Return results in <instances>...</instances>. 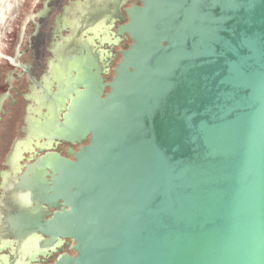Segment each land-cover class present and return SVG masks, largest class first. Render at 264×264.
Segmentation results:
<instances>
[{"label": "water", "instance_id": "water-1", "mask_svg": "<svg viewBox=\"0 0 264 264\" xmlns=\"http://www.w3.org/2000/svg\"><path fill=\"white\" fill-rule=\"evenodd\" d=\"M140 1L119 27L132 43L113 78L83 52L50 100L49 131L90 142L22 177L27 209L8 219L17 246L69 239L75 253L54 264H264V0ZM45 2L14 32L1 90L15 54L63 19L34 17ZM10 127L0 122L3 145Z\"/></svg>", "mask_w": 264, "mask_h": 264}, {"label": "flooded vegetation", "instance_id": "flooded-vegetation-1", "mask_svg": "<svg viewBox=\"0 0 264 264\" xmlns=\"http://www.w3.org/2000/svg\"><path fill=\"white\" fill-rule=\"evenodd\" d=\"M50 1L46 0L42 11L35 13L34 17L54 15L53 19L62 18L63 15L59 26H53L50 32L44 29L39 31L41 34L37 44L18 51L15 54L18 65L12 64V82L7 84L6 90H1L3 81L0 83V122L5 121L10 128H16L9 144L7 139L4 145L0 141L5 148V156L0 160L1 264L2 258L7 264H54L61 254L75 253L69 239H61L53 247L39 248V236L30 239L26 247L19 248L8 219L22 208L27 209L29 199L27 201L25 198L30 191L21 186L22 177L31 175V169L40 157L47 152H56L74 159L69 150L78 151L90 142L88 137L81 143H71L58 138L48 128L50 100L57 99L59 103L64 92V89L60 92V88L65 85L68 74L77 73L71 68L72 59L80 57L83 52L89 58L98 59L105 81L111 80L115 74L114 68L122 57L120 51L132 43L127 33L119 32V27L129 20L127 9L134 4H142L140 0H119V3H114V0H74V3L65 0L58 8V2L63 0H57L55 5L49 7ZM46 35L48 39L44 42ZM4 53L0 50V59ZM22 53L31 56L30 61L24 62ZM69 67L70 70L67 69ZM109 90L107 88L106 91ZM7 99L10 102L9 111L2 107ZM54 113L62 117L64 111L56 107ZM2 251L9 253L3 256Z\"/></svg>", "mask_w": 264, "mask_h": 264}, {"label": "rangeland", "instance_id": "rangeland-1", "mask_svg": "<svg viewBox=\"0 0 264 264\" xmlns=\"http://www.w3.org/2000/svg\"><path fill=\"white\" fill-rule=\"evenodd\" d=\"M33 2L34 0H0V50L6 51L14 32Z\"/></svg>", "mask_w": 264, "mask_h": 264}]
</instances>
